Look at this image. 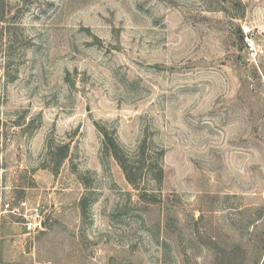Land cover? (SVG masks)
<instances>
[{"label":"rangeland","instance_id":"rangeland-1","mask_svg":"<svg viewBox=\"0 0 264 264\" xmlns=\"http://www.w3.org/2000/svg\"><path fill=\"white\" fill-rule=\"evenodd\" d=\"M0 264H264V0H0Z\"/></svg>","mask_w":264,"mask_h":264},{"label":"trees","instance_id":"trees-1","mask_svg":"<svg viewBox=\"0 0 264 264\" xmlns=\"http://www.w3.org/2000/svg\"><path fill=\"white\" fill-rule=\"evenodd\" d=\"M103 137H104V147L106 152L111 155L115 161L119 164L121 169L123 170L126 180L134 186L137 190H142L140 188V184L142 181V177L145 172V167L147 164V149L148 144L147 140H144L141 145L138 147V158L137 160L132 158V155L129 154L124 148L119 144L117 139L114 137L113 134L106 132V130H102ZM58 153H60V161L57 164V167L61 164L62 161L69 157L70 153V146L65 145L63 147L58 148ZM159 154H155L157 157L161 159L164 155L163 151L158 152ZM158 163H156L157 167ZM155 167V165H154ZM153 167V168H154ZM157 173L158 178L156 179L157 182L160 184L164 178V169L158 165L157 170L154 171ZM143 191V190H142ZM148 194L142 196L143 198L147 197ZM82 206L84 212L87 209V202L86 199L82 201Z\"/></svg>","mask_w":264,"mask_h":264},{"label":"built area","instance_id":"built-area-1","mask_svg":"<svg viewBox=\"0 0 264 264\" xmlns=\"http://www.w3.org/2000/svg\"><path fill=\"white\" fill-rule=\"evenodd\" d=\"M244 34L246 35L247 40H248V37L251 34V29L250 28H244ZM248 45L252 48V43L249 40H248ZM36 213L37 214L39 213L38 210H36ZM26 225H27L28 230H32L34 228L33 222H28Z\"/></svg>","mask_w":264,"mask_h":264}]
</instances>
